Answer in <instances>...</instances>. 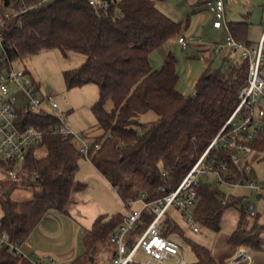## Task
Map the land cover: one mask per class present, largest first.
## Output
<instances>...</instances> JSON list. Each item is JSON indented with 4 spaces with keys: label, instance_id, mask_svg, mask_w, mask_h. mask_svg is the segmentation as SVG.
Returning <instances> with one entry per match:
<instances>
[{
    "label": "trees",
    "instance_id": "1",
    "mask_svg": "<svg viewBox=\"0 0 264 264\" xmlns=\"http://www.w3.org/2000/svg\"><path fill=\"white\" fill-rule=\"evenodd\" d=\"M39 1L2 0L3 12L11 14L2 29L6 51L1 56L0 72L45 49L58 48L65 57L71 52L82 54L84 61L63 75L68 89L91 83L99 89V98L91 105L96 133L90 130L85 134L93 142L88 159L117 190L126 207L143 192L148 201H154L175 190L238 105L237 92L247 80V61L226 59L217 68L209 66L196 81L194 91L185 94L178 87L174 51L166 54L159 69L150 61L151 52L182 36L189 21L175 20L161 10L157 2L163 0H113L106 10L94 8L89 0H49L20 12ZM248 27L245 21L229 24L232 36L250 46ZM262 122L263 129L250 143L254 151H264V118ZM17 125L48 130L59 125V118L21 108ZM41 144L45 146L42 153L34 146L29 149L18 180L0 181V264H41L1 243L2 235L19 247L50 211L68 213L75 193L86 187L76 177L84 156L71 137L46 136ZM214 154L235 168L233 180L250 178L251 167L238 171L230 151L219 149ZM14 165L15 161L0 160L4 171ZM18 186L29 190L31 198H13ZM196 191L194 218L201 227L218 232L224 212L231 208L238 207L240 217L228 239L230 253L216 257L209 247L188 235L169 210L165 234H178L189 243L196 256L191 264H225L241 242L263 249L259 212L253 217L252 228L247 229L250 217L245 194L236 191L223 203L222 185L203 179ZM124 215H99L82 237L84 254L70 264H97L103 252L113 248L110 236ZM151 220L152 215L144 212L138 231ZM104 259L105 264L109 259Z\"/></svg>",
    "mask_w": 264,
    "mask_h": 264
},
{
    "label": "built area",
    "instance_id": "2",
    "mask_svg": "<svg viewBox=\"0 0 264 264\" xmlns=\"http://www.w3.org/2000/svg\"><path fill=\"white\" fill-rule=\"evenodd\" d=\"M49 0H41L36 4L24 7L20 12L29 8H36ZM113 0H89L97 9H108ZM205 6L212 15L214 28H226L228 34L223 42L214 45L213 49L219 52L222 48L231 50L232 57L239 54L242 61H247L248 72L246 83L237 92L239 100L235 110L229 116L223 127L210 142L209 146L196 160L185 175L178 187L163 197L148 201L143 192L138 197L128 201L129 212L124 215L122 223L112 232L110 243L114 253L109 264H191L185 252L190 248L189 243L180 237L177 242L173 235H166V219L170 209L178 210L194 232L201 231V226L195 222L194 209L197 203L196 187L202 177L214 175L216 182L227 187L222 202L238 189H248L257 192L261 197L264 194V182L253 179L233 180L237 176L235 168L226 162L219 161L214 154L219 149L231 152L232 162L238 171L249 169V156L254 152L250 144L263 129L264 118V30L260 40L254 45H246L237 41L231 34L225 22L224 0H206ZM19 11L15 14H18ZM11 11L3 12L0 7V60L6 51L3 43V31ZM194 36H180L178 43L187 47ZM65 102L68 100L65 98ZM25 108L32 112H48L56 114L59 125L48 130H41L33 126L20 128L17 125L19 109ZM57 111V112H53ZM67 114L61 109L55 95H44L33 76L25 70L14 67L4 68L0 72V160L15 161L14 168L7 171L0 167V181H16L19 172L28 154L34 146L45 149L41 144L46 136L62 135L71 137L78 146L79 153L88 158V152L93 145L83 133L74 132L67 124ZM98 148L99 144H95ZM241 154L244 156L242 157ZM164 190V188H162ZM249 217L256 214V204L246 203ZM144 212L152 215V220L142 231H138L143 222ZM1 243H5L11 250L19 249L10 243L6 235H2ZM250 244L241 242L233 256L226 259L225 264H252L251 248L248 254L244 251ZM232 258V261H228ZM39 263L42 264L40 261ZM49 264H57L50 259Z\"/></svg>",
    "mask_w": 264,
    "mask_h": 264
},
{
    "label": "crops",
    "instance_id": "3",
    "mask_svg": "<svg viewBox=\"0 0 264 264\" xmlns=\"http://www.w3.org/2000/svg\"><path fill=\"white\" fill-rule=\"evenodd\" d=\"M184 1V4H180V6L178 5L177 7L166 0L159 1L157 4L161 10L166 12L175 20L186 21L187 18L189 20L187 23V28L184 29L182 36L192 35L194 36V40L190 41L187 47H182L178 43V38H172L163 45L167 46L166 49H163V53L166 55V53L173 51L172 49L174 47L181 46L183 49L188 51L190 50V52H188V56L186 57L189 63L193 61H195V63L200 62V66L194 73L191 80L193 92L198 78L209 66L213 65L215 60H218L221 64L223 60L226 59H231L232 61L236 62L240 61L241 59L240 57H237L238 55L232 57L231 50L227 48H222L219 52H216L213 49L214 45L225 40L228 31L225 27L217 29L212 26V15L205 6L206 0ZM224 2L225 22L228 27L230 22H247L249 25L248 39L252 41V45L256 44L259 40L257 42L251 40L252 36L250 25L252 23L248 20L249 18L247 16V11L252 7L249 6L251 5L250 0H224ZM261 3V10H257V12L261 18V23L264 30V2ZM206 15H208L209 19L207 23L203 24L205 22L204 18ZM197 16L199 18H197ZM204 39H206V41ZM163 46L160 48H164ZM151 56L152 54H150V61L152 59ZM37 84H39L40 87V83L37 82ZM180 84L179 78L178 87L183 93L187 94V92H184L181 89ZM85 159L87 163H85L82 168L79 167L76 177L81 182L85 183L86 187L83 190L75 193V202L69 209V212L63 213L58 210L50 211L33 229L27 240L19 245V251L32 260L38 262L41 261L43 264H49V260L52 258L55 259L57 264H70L75 259L84 254L85 246L83 244L82 237L85 232L92 227L95 219L102 214L111 216L115 213L121 212V210L117 208V204L120 206L122 205L123 208L126 207L117 190L112 187L110 182L96 169V167L88 158ZM81 160L82 159H80V162ZM96 187H98L100 190L96 191ZM15 190L16 189H14L12 192V197L19 200V198L15 197ZM29 198H31V193L26 195L23 200H27ZM2 216L3 210L0 206V219ZM239 217V212L233 213L230 209H228L224 212L222 220L230 221L235 229ZM229 236L230 235L226 236L221 243L215 242L210 246H206L212 250V254L214 256L218 257L229 251ZM244 247L246 248L244 251L246 254H248L250 248L252 252V246H250V248L248 246ZM112 250L113 248L111 247L109 250H105L106 253L104 254V257L109 259L105 264L110 263L112 258ZM228 261H232V258Z\"/></svg>",
    "mask_w": 264,
    "mask_h": 264
},
{
    "label": "rangeland",
    "instance_id": "4",
    "mask_svg": "<svg viewBox=\"0 0 264 264\" xmlns=\"http://www.w3.org/2000/svg\"><path fill=\"white\" fill-rule=\"evenodd\" d=\"M172 3L175 7L180 4H184V0H166ZM2 0H0L1 4ZM252 6L247 11L248 20L252 23L250 25L251 36L253 41H258L261 38L263 33V26L261 18L257 12V10H261L260 4L264 2V0H250ZM253 8V9H252ZM249 13V15H248ZM200 15V14H199ZM197 18H199L197 16ZM208 15L205 16V23L208 22ZM206 41V39H204ZM210 40V39H207ZM164 45V44H163ZM162 47V46H161ZM164 48H158L151 52L152 54V67L154 69L161 68L163 64V59L166 56L163 53V49H166L167 46H163ZM177 57H178V72L180 74V87L187 94L192 93L193 86L191 85V80L200 66V62L195 63V61L190 62L187 61L188 52L190 50H186L181 48V46H176L172 49ZM167 54V53H166ZM165 55V56H164ZM239 58V54L237 56ZM85 57L77 52H71L68 57H65L62 52L58 48L54 49H45L40 51L37 54L32 55L31 57L18 60L14 63L15 69L20 70H29L31 75L34 77L36 82L40 83L41 91L44 95H55V100L60 103L61 109L67 112V124L68 126L76 133L86 134L90 130L93 133L94 127H96V118L91 111V105L95 103L99 98V89L95 84H86L80 88L68 89L63 72L68 69H73L79 66ZM220 66V62L215 60L213 63V67L217 68ZM65 98L68 100V103L65 102ZM107 107L110 109L111 102H108ZM146 116L143 117L145 119ZM38 153H42V148H36ZM243 157L244 155L241 154ZM80 167L82 168L85 163H87L85 158H81ZM249 166L251 167L250 179H253L258 182H264V151H254L249 156ZM203 180H208L211 182H216V177L214 175H210L209 177H202ZM225 191H230L227 187L222 186ZM100 190L96 187V191ZM16 191V192H15ZM15 197L19 198V200H23L26 195H29L30 192L23 186H18L15 190ZM239 194L246 195L245 203L256 204L257 212L260 213L259 222L263 225L262 237L264 240V194L261 198L257 197V192H252L248 189H238ZM117 208L121 210L122 213H127L129 208H123L117 204ZM172 215L178 220V222L183 226L186 230L187 234L190 235L194 240L200 242L205 245H212L213 243H221L222 240L225 239L226 236L231 235L234 230L233 224L228 220H222L221 227L218 232L208 229L206 227H202L201 231L194 232L192 227L185 221L182 214L176 209H170ZM233 213H238V207L230 209ZM253 218V217H251ZM248 218L247 229L250 230L255 223L256 220ZM173 240L179 241L180 237L178 235H174ZM254 249V248H253ZM252 249L251 257L253 259L252 264H263L264 263V246L262 250ZM231 248L228 253H224L222 255H227L230 253ZM236 252V251H235ZM103 252L101 259H98L97 264H104L101 260H105ZM186 257L192 263L195 259V253L189 248L185 252ZM221 256V255H220ZM230 257V256H229ZM228 257V258H229ZM226 261V259H225Z\"/></svg>",
    "mask_w": 264,
    "mask_h": 264
},
{
    "label": "water",
    "instance_id": "5",
    "mask_svg": "<svg viewBox=\"0 0 264 264\" xmlns=\"http://www.w3.org/2000/svg\"><path fill=\"white\" fill-rule=\"evenodd\" d=\"M258 198H260V195H257Z\"/></svg>",
    "mask_w": 264,
    "mask_h": 264
}]
</instances>
